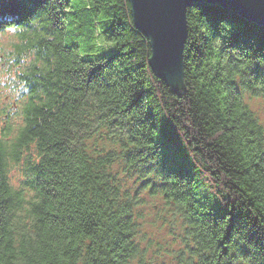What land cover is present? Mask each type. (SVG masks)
<instances>
[{
    "label": "trees",
    "instance_id": "1",
    "mask_svg": "<svg viewBox=\"0 0 264 264\" xmlns=\"http://www.w3.org/2000/svg\"><path fill=\"white\" fill-rule=\"evenodd\" d=\"M86 1L0 0V33L14 31L0 64L17 69L0 99V264L17 248L32 264H165L140 244L147 196L171 214L176 264H264V126L246 101L264 102V26L190 6L173 90L129 1ZM68 15L108 54L67 44Z\"/></svg>",
    "mask_w": 264,
    "mask_h": 264
},
{
    "label": "water",
    "instance_id": "2",
    "mask_svg": "<svg viewBox=\"0 0 264 264\" xmlns=\"http://www.w3.org/2000/svg\"><path fill=\"white\" fill-rule=\"evenodd\" d=\"M135 27L149 40L151 71L177 90L182 83L187 9L211 3L264 26V0H128Z\"/></svg>",
    "mask_w": 264,
    "mask_h": 264
},
{
    "label": "rangeland",
    "instance_id": "3",
    "mask_svg": "<svg viewBox=\"0 0 264 264\" xmlns=\"http://www.w3.org/2000/svg\"><path fill=\"white\" fill-rule=\"evenodd\" d=\"M69 5L74 10H80L82 6L86 5V0H67ZM75 17L68 15L66 31L64 34V39L67 44H74L78 46V50L82 56H89L95 58L96 56L108 52L104 51L107 45L100 41L97 35H87L85 33H89V26L84 25L83 27L78 26V22ZM16 28V27H14ZM14 31L7 30L4 33H0V52H2V47L7 48V45L11 42L12 38H14ZM85 32V33H84ZM94 34V32H93ZM109 46L112 45L111 42H107ZM97 44L102 46L101 49H98ZM102 50V51H101ZM104 51V52H103ZM3 53V52H2ZM17 71L16 68L11 67L7 60L5 63L0 64V88L2 89L0 92V99L3 93L7 92L6 90V83L9 79L14 77L15 72ZM182 85V83H181ZM181 85L177 86V90L181 88ZM172 88V87H171ZM11 102L10 99H8ZM247 103L249 104L250 108L254 111V113L259 118L261 124L264 126V102L258 96H251L247 97ZM16 109V108H14ZM13 111V109H12ZM17 117V116H16ZM7 124V123H4ZM12 129V132H16L17 125L13 122L8 123ZM13 133L9 136L12 137ZM8 139V138H7ZM11 182L13 184L18 183V181L22 178L20 175L19 166L16 165L10 173ZM200 196L203 199H206L215 209H220L221 212L224 211L223 202L220 201L216 196L211 193H203L199 192ZM151 203H156L155 206L151 205ZM142 212L144 214L142 219V226L140 227V244L142 247H146L150 245L149 257L155 256V249L154 247H160V254L157 256V261L159 263L165 264H176L173 261L174 251L178 249L181 245V241L178 237L173 238L170 234L171 231V214L166 208L163 206V203L159 199L144 198L142 203ZM161 213L162 216H159ZM166 213V214H165ZM175 233L176 229H175Z\"/></svg>",
    "mask_w": 264,
    "mask_h": 264
},
{
    "label": "clouds",
    "instance_id": "4",
    "mask_svg": "<svg viewBox=\"0 0 264 264\" xmlns=\"http://www.w3.org/2000/svg\"><path fill=\"white\" fill-rule=\"evenodd\" d=\"M225 62H226V58H225ZM9 254L14 256V259L11 261V264H32V261L28 260V257H32L33 261L41 259L39 255L33 256L31 250L28 248H23V249L17 248L14 251L10 250ZM145 258H147V255H145ZM47 259L51 260L52 257L48 256ZM193 259H195V257H193ZM3 264H9L7 255L3 258Z\"/></svg>",
    "mask_w": 264,
    "mask_h": 264
}]
</instances>
